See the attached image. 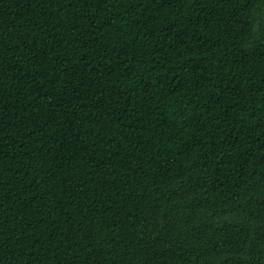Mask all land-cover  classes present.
<instances>
[{
    "label": "trees",
    "instance_id": "trees-1",
    "mask_svg": "<svg viewBox=\"0 0 264 264\" xmlns=\"http://www.w3.org/2000/svg\"><path fill=\"white\" fill-rule=\"evenodd\" d=\"M0 264H264V0H0Z\"/></svg>",
    "mask_w": 264,
    "mask_h": 264
}]
</instances>
